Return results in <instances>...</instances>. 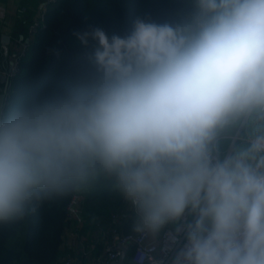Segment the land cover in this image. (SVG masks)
I'll return each mask as SVG.
<instances>
[{
    "label": "clouds",
    "instance_id": "9594fccd",
    "mask_svg": "<svg viewBox=\"0 0 264 264\" xmlns=\"http://www.w3.org/2000/svg\"><path fill=\"white\" fill-rule=\"evenodd\" d=\"M175 25L101 28L90 88L0 109V221L104 175L136 231L183 220L173 264H264V126L221 157L220 133L264 122V0H193Z\"/></svg>",
    "mask_w": 264,
    "mask_h": 264
},
{
    "label": "trees",
    "instance_id": "16d2710c",
    "mask_svg": "<svg viewBox=\"0 0 264 264\" xmlns=\"http://www.w3.org/2000/svg\"><path fill=\"white\" fill-rule=\"evenodd\" d=\"M7 9L12 0H0ZM17 20L11 29V46L25 44L19 55L18 73L10 78L4 110L38 104L70 92L87 90L97 76L90 60L94 42L84 46L77 34L101 28L109 36L126 35L136 18L173 25L193 12V0H19ZM43 6V7H42ZM36 30L31 32L35 23ZM22 37V38H21ZM0 39V55L3 53ZM16 55V56H17ZM264 122L249 120L234 148L246 146ZM219 138L221 157L230 153L233 131ZM229 135V136H227ZM77 198L79 218L69 206ZM132 205L104 175L61 193L35 199L26 211L0 221V264H58L71 260L91 264L117 251L119 239L136 234ZM67 231H73L76 250L63 252ZM79 245L82 247H79ZM135 246L127 249L126 264H133Z\"/></svg>",
    "mask_w": 264,
    "mask_h": 264
},
{
    "label": "built area",
    "instance_id": "2783aa9c",
    "mask_svg": "<svg viewBox=\"0 0 264 264\" xmlns=\"http://www.w3.org/2000/svg\"><path fill=\"white\" fill-rule=\"evenodd\" d=\"M4 9L6 10L4 6L0 5V11H5ZM38 24L39 22L35 23V25L31 28V32L36 30ZM3 34L4 31L0 29V39ZM26 43H28V41H26L23 45L24 48L27 45ZM3 50L6 54L10 53L8 44H3ZM11 63L12 64L8 69H0V76L7 75L11 78L18 73L19 55H17ZM249 138H247L248 141ZM77 202V198H75L69 206V211L71 215L79 218ZM187 219L188 217H185L183 220H178L174 226H165L159 237H155L153 232L149 231H139L136 234L132 233L124 235L119 239L117 246L121 245L126 248H128L131 244L135 246L132 258L133 264H173L176 251L184 243V233L182 229ZM116 249L117 251L113 250L112 247H109L107 256L104 260L91 264H110L111 262L116 261L121 254V250L117 247ZM58 264L75 263L71 260H67L59 262Z\"/></svg>",
    "mask_w": 264,
    "mask_h": 264
},
{
    "label": "crops",
    "instance_id": "0c3cea01",
    "mask_svg": "<svg viewBox=\"0 0 264 264\" xmlns=\"http://www.w3.org/2000/svg\"><path fill=\"white\" fill-rule=\"evenodd\" d=\"M11 1V0H10ZM19 0H12V4L10 7H8V9L4 6L6 9H7V13L9 14L10 18H6L4 19L3 17L0 18V29H2V31H4V34H8L11 38V29H12V25L16 22L17 20V15H16V6L17 5V2ZM22 38V37H21ZM1 43H2V40H1ZM10 46H11V41H10ZM3 45V43H2ZM9 46V45H8ZM22 47H23V44H13L11 46V49H13L14 53H17L18 51H22ZM10 52V51H9ZM9 54H6L5 51H3V53L0 55V69H3V70H6L8 69L10 66H11V59L10 57L8 56ZM17 54H10L11 57H13L15 59ZM9 57V59H8ZM5 86V82H1L0 81V87H4ZM243 126H239V125H236V126H232V127H229V128H226L224 129L221 133H220V136L219 138L223 137V135H225L224 133H227V134H230V132L228 131H233L234 132V135H233V143L231 144V149H230V153L231 151L233 150V147H234V141L237 140V138H239L240 136V133H241V130H242ZM229 136V135H227ZM249 138V137H248ZM177 221H174V222H170L166 225H164L158 232H155L153 233L155 237H159L160 236V233L162 232L163 228L167 225H172L174 226L176 224ZM75 234L73 231H67L66 233V238H65V242L63 244V252L67 253L68 250H76L78 248V244L80 243H76L75 242ZM79 247H81L79 245ZM82 248V247H81ZM127 248H126V253H127Z\"/></svg>",
    "mask_w": 264,
    "mask_h": 264
},
{
    "label": "water",
    "instance_id": "95a60500",
    "mask_svg": "<svg viewBox=\"0 0 264 264\" xmlns=\"http://www.w3.org/2000/svg\"><path fill=\"white\" fill-rule=\"evenodd\" d=\"M1 40H2L3 44H9L11 41V38L8 34H3ZM26 41H28V40H26ZM0 81L5 82V86L0 87V109L4 110L5 106H6L7 94L9 91L10 78L7 75H1ZM235 141H234V143H235ZM117 248H119L121 250V254L116 261H113L110 264H126V261H125L126 247L119 245V246H117Z\"/></svg>",
    "mask_w": 264,
    "mask_h": 264
},
{
    "label": "rangeland",
    "instance_id": "374dc122",
    "mask_svg": "<svg viewBox=\"0 0 264 264\" xmlns=\"http://www.w3.org/2000/svg\"><path fill=\"white\" fill-rule=\"evenodd\" d=\"M0 17H3L4 19H6L7 17L10 18L9 14L7 13V9L5 11H2V10L0 11ZM22 50H24V47H22ZM8 56L10 57L11 61L14 60V58L10 56V53ZM9 57H8V59H9Z\"/></svg>",
    "mask_w": 264,
    "mask_h": 264
}]
</instances>
